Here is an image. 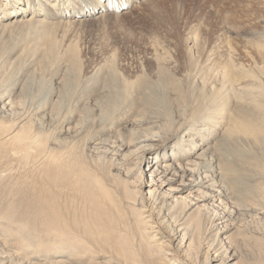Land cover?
<instances>
[{"label": "bare ground", "instance_id": "1", "mask_svg": "<svg viewBox=\"0 0 264 264\" xmlns=\"http://www.w3.org/2000/svg\"><path fill=\"white\" fill-rule=\"evenodd\" d=\"M56 1L0 0V30L23 23L43 24L44 29L68 25L69 21L61 19L55 10ZM70 1L73 2L71 8L80 17L76 21L72 19L71 23L81 24L82 18H87L85 12L94 10L99 0ZM113 1L107 0V3L120 9L134 0ZM33 10L42 12L44 16L36 19ZM17 14L24 17L19 18ZM49 29L44 34L49 33ZM41 33V29L38 30V36ZM226 49L227 46L225 52ZM259 55L264 66V52L259 51ZM225 65L221 67L229 68V72L231 67L234 68L233 65ZM112 75L114 80L106 83L109 92L104 96L108 98L105 101L107 105L103 104L105 110L110 107L115 110L124 95L128 94L130 85ZM250 75L245 73L243 81L251 78ZM31 77L27 80L29 83L36 80ZM11 79H2L6 80L2 83L0 76V155L11 157L31 171H26L16 189L18 191H15L23 202L17 204L12 200L6 204L4 211L0 210V264H264V230L251 229L249 236L252 242L248 231H245L247 228H241L243 222L239 223L232 208L236 203L235 193L242 188L237 190L234 187L235 175L240 171L235 158L252 153L245 151V154L239 147L241 145L237 146L238 150L234 143L225 139L228 133H235L264 145V140H261L264 137V113L258 112L264 107L261 106L263 98H260L261 103L257 99L246 103L238 101L229 119L223 115L230 105L227 94L220 96L219 103L215 101L217 104L210 100V104L215 103L214 106L209 104L195 108L193 114L180 113L174 118L165 116L162 123L150 120L153 125L148 129H151L141 132H145V150L140 153L136 150L131 155L135 157V154V160H142L145 169L151 172L148 180L143 182L142 187L148 193V198H144L143 195L138 196L137 190H132L126 182L111 188L102 179L104 175L101 177L93 171L81 157L77 160L58 158L57 153H62L63 147L69 145V142H62L58 134L51 133L59 113L65 111L67 121L63 122L66 125L61 131L64 130L69 138H75L80 131H75V124H72L77 120L76 114L66 107L73 92L66 86L69 81L64 83L58 99L54 98L56 104L45 107L50 99L49 88L41 86L40 96L34 101L27 100L33 98L28 87L18 90L19 82L16 80L20 77H16L15 81ZM263 79L264 75L260 74L258 80ZM150 90L152 93H147V98L165 99L166 92L159 85ZM133 93L132 102L141 99H136ZM214 99L216 97L213 96ZM173 109L174 106L172 112ZM225 125L227 127L221 133L220 129ZM132 157L125 152L122 161L130 163L134 160ZM243 174L248 173L244 171ZM242 189L255 192L257 197L254 199H261L259 201L263 204L257 208L256 216L263 217L264 189ZM14 207L20 210L16 211ZM19 214L24 215L21 224L18 223ZM179 237L174 249V242ZM247 241L256 248H248ZM242 243L246 249L242 248ZM171 251H175L174 256Z\"/></svg>", "mask_w": 264, "mask_h": 264}, {"label": "rangeland", "instance_id": "2", "mask_svg": "<svg viewBox=\"0 0 264 264\" xmlns=\"http://www.w3.org/2000/svg\"><path fill=\"white\" fill-rule=\"evenodd\" d=\"M134 1L118 9L115 5L108 4L107 0H99L94 10L87 9V18H82L83 23L74 24L71 20L76 21L80 17L71 8L73 2L57 0L55 10L61 19L69 21L68 25L44 29L43 24L37 26L36 23H23L3 28L0 30V69H5L0 70V76L1 82L2 79L12 78L11 80L15 81L16 77H20L16 80L19 82L18 90L21 88L23 91L22 87L26 86L33 94V98L27 100L34 101L39 97L42 87L49 88L50 99L45 107H53L56 104L54 100L61 95L59 93L64 83L69 81L66 86L73 92L66 107L76 114L77 120L72 124H75V131H80L75 138H69L64 130L61 131L66 125L63 122L67 121L64 117L65 111L56 114L57 123L51 133L53 131L55 135L58 134L64 143L69 142L67 148L63 147L62 153H57L58 158L61 159L62 156L77 160L81 157L93 171H97L101 177L104 175L102 179L107 181L111 188L126 182L132 190H137L138 196L148 198L147 189L142 186L151 172L145 169L142 160H135V154V157L131 155L136 150L139 153L145 150V132H141L151 129H148L153 125L150 120L162 123L165 116L174 118L176 115L180 116V113L193 114L195 108L209 106L210 100L211 103H219L220 96L225 97L227 94L230 105L223 114L227 116L226 119L233 116L238 101L246 103L257 99L258 103H261L260 98H263L261 106H264V79L258 80L260 74L264 75L263 60L259 55V51L264 52V0ZM33 14L37 16L36 19L44 16L40 11H34ZM16 16L24 17L22 14ZM40 29L43 34L38 36ZM48 29L50 32H46L47 36L44 33ZM224 65H233L234 68L231 67L229 72V68H223ZM245 73H252L247 81H254H243ZM112 74L130 85L128 94L124 95L117 110L113 107L105 110L103 104L107 105L105 101L108 98L104 96L109 92L106 83L114 80ZM236 74L240 75V80ZM27 75L36 80L29 83ZM71 77L76 79L69 80ZM154 85H159L164 93L166 92L163 101L154 100L156 97L147 98V95L152 93L150 88ZM226 89L227 92L229 89V93H226ZM132 91L136 99L141 98L135 100V103L131 100ZM213 96L216 100H213ZM16 99L19 101L18 96ZM202 100L208 102L204 103ZM258 112L264 113V107ZM72 118L75 119V115ZM226 127L227 125L220 129L221 133ZM217 129L220 132L219 127ZM225 139L234 143L236 149L241 148L244 153H252L246 157L243 155L242 158H235L240 171L235 175L237 180H234V187L237 190L241 187L264 189V145L251 137L246 138L235 133H228ZM261 140H264V137ZM125 152L127 156L134 158H130L132 162L122 161ZM9 158L0 155L1 211H4L6 204L12 200L17 204L23 202L20 194L15 191H18L16 189L26 171H31ZM244 171L248 174H243ZM242 188L240 192L235 193L236 203L232 208L239 223L243 222L240 224L241 228H247L245 231H248V238L253 242L249 236L251 229L264 230V216H256L259 211L257 208L263 203L259 201L261 199H254L257 197L255 192ZM246 191L249 192L243 194ZM15 210L19 211L20 208ZM18 218V223L21 224L24 215L19 214ZM179 240L180 237L175 240L174 249ZM247 244L251 250L256 248L249 242ZM242 248L246 249L243 243ZM171 253L175 255V251Z\"/></svg>", "mask_w": 264, "mask_h": 264}]
</instances>
